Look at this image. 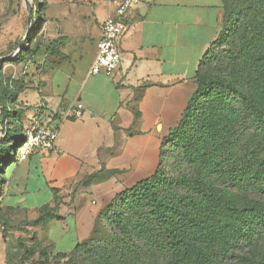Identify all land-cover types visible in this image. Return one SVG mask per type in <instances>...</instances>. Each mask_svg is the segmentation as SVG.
Instances as JSON below:
<instances>
[{"label": "crops", "instance_id": "crops-1", "mask_svg": "<svg viewBox=\"0 0 264 264\" xmlns=\"http://www.w3.org/2000/svg\"><path fill=\"white\" fill-rule=\"evenodd\" d=\"M48 1L52 36L36 48L44 61L19 102L33 112L28 126L43 111L45 121L62 120L59 137L54 151L5 166L0 215L9 232L32 231L71 253L106 204L157 170L162 139L181 121L225 14L221 0H141L125 15L119 69L92 76L102 24L122 0ZM78 104L83 118L66 119ZM97 173L102 179L86 185ZM45 207L56 217L34 225Z\"/></svg>", "mask_w": 264, "mask_h": 264}, {"label": "trees", "instance_id": "trees-1", "mask_svg": "<svg viewBox=\"0 0 264 264\" xmlns=\"http://www.w3.org/2000/svg\"><path fill=\"white\" fill-rule=\"evenodd\" d=\"M221 2V34L199 64L181 121L162 139L157 170L101 211L96 225L106 221L108 240L91 238L72 253L91 247L93 264H125L129 251L147 264H264V0ZM22 91L0 94V184L25 139L10 107L22 105ZM251 129L258 143L243 151ZM54 212L45 207L34 225ZM40 258L34 264H49L45 251Z\"/></svg>", "mask_w": 264, "mask_h": 264}, {"label": "rangeland", "instance_id": "rangeland-1", "mask_svg": "<svg viewBox=\"0 0 264 264\" xmlns=\"http://www.w3.org/2000/svg\"><path fill=\"white\" fill-rule=\"evenodd\" d=\"M52 14L48 0H0V58L8 57L20 47L23 48L13 60L0 65V83H2L0 94H4L5 87L9 93H15L21 86L22 89H26L31 84V68L35 65L41 68L44 61L34 58L37 55L36 48L41 45L44 38L52 36L53 29L49 28ZM38 83L41 84V82ZM21 104H11L10 107L13 109L14 115L15 112H20L19 121L22 123L23 129H26L29 117L33 112H25L22 109L25 107V103ZM16 127L17 124L14 121L10 128ZM3 128L0 124V138L4 137ZM242 140L241 150L243 151L251 149L258 143L253 129L242 136ZM8 161L9 157L6 156L5 164ZM108 204L100 210L97 220L100 218L101 211L103 212ZM1 221L3 229L0 231V264H34L41 259L40 254L44 251L48 255L49 264H93L91 262V251H93L91 247H88L86 251L73 253L56 252L45 237H40L38 234L33 235L32 231L26 229H23L26 233L21 234L9 232L8 229H5L2 217ZM96 222L90 236L81 243H86L91 238H94L96 242L99 240L104 242L109 239L110 230L106 221L101 218L98 225ZM94 229L98 230L96 235L93 234ZM60 254H66L67 258L61 257ZM127 254L128 259L125 264H147L136 251H129Z\"/></svg>", "mask_w": 264, "mask_h": 264}, {"label": "built area", "instance_id": "built-area-1", "mask_svg": "<svg viewBox=\"0 0 264 264\" xmlns=\"http://www.w3.org/2000/svg\"><path fill=\"white\" fill-rule=\"evenodd\" d=\"M141 0H122L115 12L102 24V36L98 43V55L90 68V75H104L107 77L119 69L122 55L119 50V40L127 30L125 15L127 10L139 3ZM47 116L45 111L35 117L31 124L25 129V142L17 150L19 161H26L36 152H52L56 148L59 137V128L62 120H56ZM84 116L83 108L80 104L71 107L66 114V119L79 120ZM3 223L0 215V231Z\"/></svg>", "mask_w": 264, "mask_h": 264}, {"label": "water", "instance_id": "water-1", "mask_svg": "<svg viewBox=\"0 0 264 264\" xmlns=\"http://www.w3.org/2000/svg\"><path fill=\"white\" fill-rule=\"evenodd\" d=\"M22 47L19 48V50H16L15 52H13L10 56L8 57H3V58H0V65H3L4 63H6L7 61H10V60H13L15 57H17V55L22 51ZM26 140L24 139L23 143L25 142ZM17 151H15L14 154H16Z\"/></svg>", "mask_w": 264, "mask_h": 264}]
</instances>
